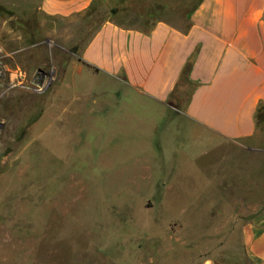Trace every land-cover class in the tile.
Returning <instances> with one entry per match:
<instances>
[{
  "label": "rangeland",
  "instance_id": "obj_1",
  "mask_svg": "<svg viewBox=\"0 0 264 264\" xmlns=\"http://www.w3.org/2000/svg\"><path fill=\"white\" fill-rule=\"evenodd\" d=\"M199 2L104 0L59 18L0 0V264H249L241 227L264 209V151L187 154L191 84L140 104L80 58L105 21L185 30ZM258 125L264 148V110ZM249 202L258 213L226 216Z\"/></svg>",
  "mask_w": 264,
  "mask_h": 264
},
{
  "label": "crops",
  "instance_id": "obj_2",
  "mask_svg": "<svg viewBox=\"0 0 264 264\" xmlns=\"http://www.w3.org/2000/svg\"><path fill=\"white\" fill-rule=\"evenodd\" d=\"M7 1L32 14L70 18L104 0ZM80 58L97 73L121 80L147 105H167L192 61V88L182 111L189 125L183 149L196 156L219 147L254 156L264 151L256 143L257 115L264 108V0H200L186 31L162 19L147 30L108 20ZM259 206L249 202L226 216L247 217ZM170 207L165 215L184 213ZM241 243L249 264H264V209L243 222ZM197 264L218 263L207 255Z\"/></svg>",
  "mask_w": 264,
  "mask_h": 264
},
{
  "label": "trees",
  "instance_id": "obj_3",
  "mask_svg": "<svg viewBox=\"0 0 264 264\" xmlns=\"http://www.w3.org/2000/svg\"><path fill=\"white\" fill-rule=\"evenodd\" d=\"M173 25V24H172ZM174 26V25H173ZM176 27V26H175ZM177 28V27H176ZM179 29V28H178ZM181 30V29H180ZM182 31H186L182 29ZM191 66H192V61L188 62V64L186 65V67L184 68L183 72H182V75L180 77V81L178 83V86L181 82H184L186 84H191L190 80H189V72H190V69H191ZM264 110V108H261L259 111H258V114L260 113V111ZM257 118H258V115H257Z\"/></svg>",
  "mask_w": 264,
  "mask_h": 264
},
{
  "label": "water",
  "instance_id": "obj_4",
  "mask_svg": "<svg viewBox=\"0 0 264 264\" xmlns=\"http://www.w3.org/2000/svg\"><path fill=\"white\" fill-rule=\"evenodd\" d=\"M2 125V123L0 122V126Z\"/></svg>",
  "mask_w": 264,
  "mask_h": 264
}]
</instances>
